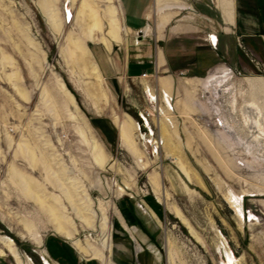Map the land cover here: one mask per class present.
<instances>
[{"label": "rangeland", "instance_id": "374dc122", "mask_svg": "<svg viewBox=\"0 0 264 264\" xmlns=\"http://www.w3.org/2000/svg\"><path fill=\"white\" fill-rule=\"evenodd\" d=\"M82 4L101 16L109 5L106 0H0V236L10 238L32 264H42L39 250L58 264H102L55 233L48 208H57L72 222L73 235L96 248L86 237L91 227L97 230L104 212L114 264H222L228 261L224 245L236 264H264L263 29L238 26L246 35L234 32L227 54L225 42L217 37L214 46L207 34L206 47L185 43L198 52V75L170 86L162 76L167 73L126 74L130 61L142 68L148 64L133 58L135 51L156 46L130 38L126 27L118 33L120 41L106 49L101 38L111 41V26L100 17L96 40L90 41L78 17ZM69 36L83 44L98 77L70 57ZM164 62L163 56L159 63ZM222 67L231 68V78L206 84ZM146 83L172 96L170 114L161 108L162 95L155 104L162 112L151 121L162 141L157 153L146 152L135 125L138 110L151 109L142 93ZM84 84L95 87L98 106ZM120 122L128 126L127 139L120 136ZM93 139L104 163L94 158ZM229 191L241 196L242 210L255 220L237 217ZM75 206L97 210L99 217H91L88 227ZM176 209L205 247L176 217ZM36 236L39 248L31 239ZM52 239L66 247L70 261L49 252ZM0 264L16 263L6 254Z\"/></svg>", "mask_w": 264, "mask_h": 264}, {"label": "crops", "instance_id": "0c3cea01", "mask_svg": "<svg viewBox=\"0 0 264 264\" xmlns=\"http://www.w3.org/2000/svg\"><path fill=\"white\" fill-rule=\"evenodd\" d=\"M225 1L223 6L221 0H119L130 38L156 44L147 53L140 54L141 51L137 50L133 56L150 65L145 64L142 68L136 61H130L125 67L126 74L137 77L143 71L167 73L162 76L168 77L170 86H175L180 78H196L198 75V52L186 47L185 43L206 47V37L212 35L225 42L222 53L227 54L234 41L232 34L238 26L262 28L260 36L264 38V0ZM237 32L241 37L246 35L240 30ZM159 43H166V48ZM163 56L165 62L160 64Z\"/></svg>", "mask_w": 264, "mask_h": 264}, {"label": "bare ground", "instance_id": "6f19581e", "mask_svg": "<svg viewBox=\"0 0 264 264\" xmlns=\"http://www.w3.org/2000/svg\"><path fill=\"white\" fill-rule=\"evenodd\" d=\"M105 1V0H104ZM109 5L108 7L103 9V16L98 14V11L95 9V7H88L85 4L80 5L79 11H78V17L83 23L86 25V35L88 36V39L90 41H95L94 37V32L95 30L100 29V24L99 22L102 20V18H106L109 21V24L111 26L110 31L108 32V36L111 39L107 40L105 37L101 38V43L106 49L111 48V43L112 41H120L119 37V32L125 33L126 28L123 25V11L121 8V5L119 3V0H106ZM225 0H223L222 4L225 6ZM228 2V1H227ZM173 5V4H172ZM180 6V5H179ZM178 7V5H177ZM180 8L182 9L183 6ZM179 8V9H180ZM66 16V14H65ZM68 16H70V10L68 13ZM78 19V20H79ZM232 19V18H231ZM70 20V19H69ZM79 22V21H78ZM56 24V23H55ZM56 26V25H55ZM214 43L217 40L216 37H213L212 35L208 36ZM68 44L70 47V57L73 58V60L77 61L79 64V67L82 68L86 73L93 75L95 77H98V71L97 68L92 64L90 55L88 54L87 50L83 46V44L78 40V38L74 36H69L68 37ZM83 73V72H82ZM232 75V70H229V68L222 67L219 68L218 70L214 71L206 80V84L209 83L210 86L212 82L217 79V78H224V79H230ZM220 80V79H219ZM164 82H166L163 79ZM217 82V81H216ZM94 84V83H93ZM97 84V83H96ZM85 85V84H84ZM100 85V84H99ZM61 87L63 89L64 85L61 84ZM84 89H86V93L89 98L94 100L96 106L97 105V99L95 97L94 89L95 87L92 85H85L83 86ZM97 88V87H96ZM67 94L71 97L72 95L65 90ZM101 92V91H100ZM72 98V97H71ZM166 113V112H165ZM119 130H120V136L123 139L128 138V126L125 123L120 122L119 123ZM96 140V139H95ZM94 139L92 140V148L94 151V158L98 163L103 162V151L101 150V146L98 145L97 140L95 141ZM129 141V140H128ZM104 163V162H103ZM180 171L182 174L186 177L188 176V172H186V169L183 168V166L180 165L179 167ZM160 199L165 201L167 198V195L165 192L160 193ZM85 200L89 201L88 197H85ZM227 200L230 202L237 212V217L239 219H242L243 216V210H242V198L241 196H238L236 193H233L232 191H229L227 194ZM109 206L113 208V205L111 204L110 201ZM73 211L81 221L87 225L88 227H91V217L96 216L99 217V213L97 210H89V209H80L79 207L75 206L73 208ZM102 211V210H99ZM104 211V209H103ZM48 213L50 216V221L52 223V227L57 235H60L61 237L69 240L74 247V249L79 253L84 256H90V258L97 259L100 261L102 264H114L111 261V249H112V240H111V223L107 219L106 216L103 215L102 212H100L101 217L100 219V224L96 229L91 227V233L86 237V240H90L93 244L95 243L98 245L96 248L93 245H86V243H83L80 239L75 237L73 235L72 230L70 229L72 227V222L70 219L67 217H63L57 208L55 207H50L48 208ZM64 213V212H63ZM176 217L186 226L188 229L189 234L196 239V241L200 242L201 245H204V241L199 237V235L192 229L188 221L182 216L179 210L176 209ZM99 221V220H98ZM71 226V227H70ZM73 229V228H72ZM135 229H133L134 232ZM74 231V230H73ZM134 234V233H133ZM132 235V234H131ZM32 242L39 248L41 246V240L36 236L32 237ZM94 244V245H95ZM202 246V247H203ZM0 256H5L6 254L9 255L16 264H32L31 260L26 256L24 257L15 247H14V242L6 237V236H0ZM219 247V246H218ZM100 248V249H99ZM225 252L227 251V263L226 261L223 260L222 264H236L237 262L235 261L234 257L229 253L227 247H225ZM140 246H136V250H140ZM103 250H105L107 253H103ZM45 253V250H39V254L43 256ZM45 259V257H43ZM46 260V259H45ZM47 262V261H46Z\"/></svg>", "mask_w": 264, "mask_h": 264}, {"label": "built area", "instance_id": "2783aa9c", "mask_svg": "<svg viewBox=\"0 0 264 264\" xmlns=\"http://www.w3.org/2000/svg\"><path fill=\"white\" fill-rule=\"evenodd\" d=\"M67 4L64 5V8L66 10ZM207 39L211 42L212 45L215 46V44L217 43V40L215 41V43L207 37ZM230 68V67H229ZM231 70V68L229 69ZM148 77V73L143 72L140 75V78H147ZM153 85L151 83H146L143 84V88H142V93L143 96L145 98L146 103L148 104L147 108H151V109H140L138 110L137 114H138V119L135 120V125H136V131L138 133V137L140 138V140L142 141V146L143 148L146 150V152H151V153H157L159 146L161 144V138L157 136V132L155 127L152 125V116L154 115V113L156 112L158 115H162V112L160 110V107L158 106L156 108L155 104L157 102V100L159 99V96L162 95V102L164 104V106L161 108H163L165 110V112L167 114H170V112L173 111V104H172V96H166V93L163 90H156L155 88L152 87ZM170 117V116H169ZM147 145V147H145V145ZM141 204H139L140 206ZM243 208V206H242ZM251 214V216H250ZM247 215V221H253L255 220L252 215L254 216V214L249 213L248 211L245 213L244 209H243V216ZM219 235L222 236L221 232L219 231ZM45 259L43 258V256H40V261L42 264H58L56 261H54L52 259V257L49 256V254H44ZM47 261V262H46Z\"/></svg>", "mask_w": 264, "mask_h": 264}, {"label": "trees", "instance_id": "16d2710c", "mask_svg": "<svg viewBox=\"0 0 264 264\" xmlns=\"http://www.w3.org/2000/svg\"><path fill=\"white\" fill-rule=\"evenodd\" d=\"M48 250L53 256L58 258L60 261L63 262H66V260L70 261L69 260L70 257L66 255V251H67L66 247L63 246V244H59L58 242H56V240L52 239L51 241L48 242Z\"/></svg>", "mask_w": 264, "mask_h": 264}]
</instances>
